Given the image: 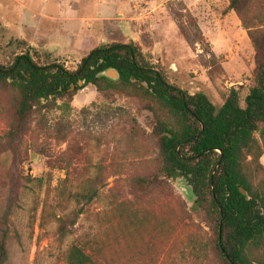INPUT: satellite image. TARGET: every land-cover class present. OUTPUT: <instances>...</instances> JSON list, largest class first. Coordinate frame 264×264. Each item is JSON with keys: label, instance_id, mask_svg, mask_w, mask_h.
Returning a JSON list of instances; mask_svg holds the SVG:
<instances>
[{"label": "rangeland", "instance_id": "rangeland-1", "mask_svg": "<svg viewBox=\"0 0 264 264\" xmlns=\"http://www.w3.org/2000/svg\"><path fill=\"white\" fill-rule=\"evenodd\" d=\"M16 1H0V9L5 6L15 14L10 17L12 23L29 15L27 0ZM72 1L75 6L69 8L67 3ZM77 1L90 2L93 7H78ZM65 2L67 7L56 17L71 18L69 22L49 26L50 31L42 17L32 25L34 32L49 39L50 52L43 49L45 43L34 47L19 40L12 28L3 29L0 16V63L10 66L17 56L30 52L40 65L58 63L76 70L95 41L78 43L79 53L52 46L67 38L75 43L83 23L74 19L82 15L95 18L98 11L105 21L84 26L102 32L100 46L110 44L111 25L115 24L111 11L117 10L111 3L121 6L117 21L122 20L125 4L132 32L117 37L116 42H135L144 52L154 50L153 55L146 54L153 63L165 64L171 82L188 93H206L217 108L232 88L245 105L256 71V52L240 17L227 11L229 0ZM31 8L51 15L55 0L48 4L36 0ZM148 116L124 97L106 100L92 85L78 92L71 109L55 107L33 116L21 161L10 153L0 155V216L10 199L11 182L20 188L9 227L6 264H69L68 250L74 244L101 251L102 264H220L210 246L212 232L193 210L194 196L184 179L161 183L145 195L132 187L135 176L158 173ZM7 129L5 117L0 116V136ZM260 163L264 167V155ZM90 182L99 188V197L84 206L70 226L72 234L61 240L56 218L77 210L75 196Z\"/></svg>", "mask_w": 264, "mask_h": 264}, {"label": "trees", "instance_id": "trees-1", "mask_svg": "<svg viewBox=\"0 0 264 264\" xmlns=\"http://www.w3.org/2000/svg\"><path fill=\"white\" fill-rule=\"evenodd\" d=\"M227 11L240 17L256 52L244 106L236 88L220 108L204 92L184 91L171 82L166 67L153 63L135 42L103 44L76 70L58 63L40 65L25 52L10 66L0 63V116L8 128L0 136V155L10 153L21 161L33 116L55 107L71 109L87 86H94L106 100L124 97L139 113L149 114V138L157 155L158 173L132 178L134 190L145 195L161 183L184 179L194 195L193 210L212 232L210 246L220 264H264V0H229ZM110 69L120 73L118 81L102 76ZM19 189L11 182L10 199L0 216V264L8 261L9 227ZM98 197L99 188L90 182L75 196L77 210L56 218L61 240L72 234L70 226L84 206ZM100 252L74 244L67 260L102 264Z\"/></svg>", "mask_w": 264, "mask_h": 264}, {"label": "crops", "instance_id": "crops-1", "mask_svg": "<svg viewBox=\"0 0 264 264\" xmlns=\"http://www.w3.org/2000/svg\"><path fill=\"white\" fill-rule=\"evenodd\" d=\"M12 1H15L16 2L15 4H17L16 0H12ZM27 2L30 6L27 9L29 11V15L26 18L21 16L22 18L19 19L18 22H14V23L10 22V17L14 16L15 14L11 15L10 10L7 12L6 9H4L5 6L2 9H0V16L3 17L2 23H4L2 28L5 30L12 28V31H14L15 35L17 36V38L19 40L27 41L29 43V45H31V46L39 48L42 43H45V45H43L44 46L43 49L47 52H50L48 50V48H49L48 43L50 42L49 39L45 38V37H41V36H39V34L34 32V27L32 25H34L35 23H38L39 21H42L41 20V17H42V19L45 21L44 23L46 24V28L48 27L47 30L50 31L49 26L54 27V25L56 23H60L62 21H68L69 22L70 21L69 19H71V18L66 20V19L56 17V16L60 15L64 11V9L67 7L66 2H65V0H55V6H56V10L58 11V13L56 10H54L51 13V15L46 14L45 13L46 10L42 11L41 13L38 14L36 12L37 9L31 8L33 2H36V0H27ZM49 2H50V0H44L45 4H48ZM77 2H78V4H76V5L78 7L85 5L88 10H89L90 6L93 7V5L90 4V2H87V3H85V2L79 3V1H77ZM75 3H76V1H72V2L67 3V4H68L69 8H73V6H75L74 5ZM96 5L98 6V9L101 6L99 4H96ZM124 5L125 4H123L124 11H122V16H123L122 20L117 21L116 17L118 15V12L121 9V6H120V4L118 6L117 4L115 5V4L111 3V8H113V9L117 8L116 11H111V20L113 21V23L115 22V24L111 25V43L116 42L117 37L124 38L125 35L132 32V29H131L130 24H129L131 21V18L126 17L127 16L126 14H130V13L128 12L129 10L126 11V7ZM98 12H97V14H98L97 17H95V18L88 17L87 15H82L81 17H77L76 19H74V22L77 21V22L83 23V27L81 28V32H80L79 36L76 38L75 43H74V41H72L69 38H67L65 40L60 39L61 41L59 43H57V45L55 44L56 46H52V48L58 50L59 47H63V50H65L67 52H74L75 51V52L79 53L80 45L81 46H82V44L83 45H89L90 42L92 44L93 41H95V45H93V47H91V49L99 47L100 44L102 43L101 39H100L103 36L102 32L100 30H97L98 32H94L93 30H90L89 28H86V26H84V23H87V22H94V21L101 22V23L104 22L105 19L101 18V15H103V14L100 11H98ZM107 14H108V11H106L104 15H107ZM38 17H40V20H37ZM116 23H117V25H116ZM118 23H122V26L120 27V25H118ZM113 25H115V26H113ZM60 32L65 33L64 31H60ZM33 36H36L39 40H37V41L34 40ZM94 38H96V39H94ZM66 40L70 41L69 45L65 44ZM78 43H80V45ZM38 44H40V45H38ZM86 47H88V46H86ZM153 52H154V50H153ZM153 52H150L149 49L147 52L145 51V53H150L151 55L154 54ZM163 65L165 66V64H163Z\"/></svg>", "mask_w": 264, "mask_h": 264}, {"label": "water", "instance_id": "water-1", "mask_svg": "<svg viewBox=\"0 0 264 264\" xmlns=\"http://www.w3.org/2000/svg\"><path fill=\"white\" fill-rule=\"evenodd\" d=\"M102 76H105L108 79L113 80V81H118L120 79V73L116 69H110V70L104 72L102 74ZM241 192L244 195H247V192L244 189H241ZM191 193H192V196H194L192 191H191ZM248 200H249V198H248Z\"/></svg>", "mask_w": 264, "mask_h": 264}, {"label": "flooded vegetation", "instance_id": "flooded-vegetation-1", "mask_svg": "<svg viewBox=\"0 0 264 264\" xmlns=\"http://www.w3.org/2000/svg\"><path fill=\"white\" fill-rule=\"evenodd\" d=\"M88 87V86H87Z\"/></svg>", "mask_w": 264, "mask_h": 264}]
</instances>
